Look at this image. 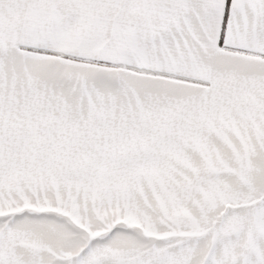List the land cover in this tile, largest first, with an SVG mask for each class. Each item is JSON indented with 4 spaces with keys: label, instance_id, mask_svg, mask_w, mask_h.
<instances>
[{
    "label": "snow or ice",
    "instance_id": "obj_1",
    "mask_svg": "<svg viewBox=\"0 0 264 264\" xmlns=\"http://www.w3.org/2000/svg\"><path fill=\"white\" fill-rule=\"evenodd\" d=\"M0 264H264V0H0Z\"/></svg>",
    "mask_w": 264,
    "mask_h": 264
}]
</instances>
